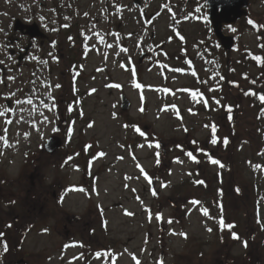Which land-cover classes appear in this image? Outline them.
<instances>
[{
  "label": "rangeland",
  "instance_id": "rangeland-1",
  "mask_svg": "<svg viewBox=\"0 0 264 264\" xmlns=\"http://www.w3.org/2000/svg\"><path fill=\"white\" fill-rule=\"evenodd\" d=\"M134 2L0 0V228L11 223L12 236L22 240L10 258L0 242V264H64L61 257L77 255L72 264H82V220L72 223L77 236L65 254L56 198L59 176L66 186L82 171L70 166L76 154L98 171L99 187L91 204L87 194L68 192L59 207L71 220L86 210L94 216L84 232L108 253L95 252L90 264H220L228 255L233 264H264V106L244 79L264 75V63L244 60L248 52L264 55L257 17L264 0H250L248 17L223 26L235 39L231 51L220 46L205 0ZM57 5L64 10L56 19ZM255 17L259 31L248 23ZM16 19L38 23L45 45L14 34ZM71 25L80 33L70 34ZM193 92L202 96L193 99ZM122 95L129 111L120 107ZM225 105L237 109L233 129ZM53 135L63 146L49 156L43 147ZM18 178L45 192L23 195L5 184ZM239 181L243 196L232 189ZM220 218L240 226V239L221 229Z\"/></svg>",
  "mask_w": 264,
  "mask_h": 264
},
{
  "label": "flooded vegetation",
  "instance_id": "flooded-vegetation-1",
  "mask_svg": "<svg viewBox=\"0 0 264 264\" xmlns=\"http://www.w3.org/2000/svg\"><path fill=\"white\" fill-rule=\"evenodd\" d=\"M48 2V0H45ZM44 8L47 6H43ZM14 33H18V35L22 36V37H26L27 39H30L29 37L22 35L19 32H14ZM31 40V39H30ZM28 48V47H27ZM74 155V154H73ZM72 155V156H73ZM75 156V157H74ZM72 157V159L69 160L70 166L77 168V167H81L82 171L79 174L78 178L76 180H71L70 177L66 178V186H65V180L64 177L61 175V177L59 176L58 179V186L56 188H58V195H57V200H58V214H59V219L61 220V222L63 223V229H64V238H62L63 242H61V246L60 249H63L65 251V254H67V251L69 250V248H71V246L73 245L72 239L73 237L77 236L76 231L73 229L72 227V223H74V221L78 220L81 221L82 220V224L79 225V229L81 231H83L80 234V238L79 239V247L81 250V256L84 258V260L82 261V264H90L89 260L95 252L101 251L102 253L107 254L108 253V248L104 247V248H100L96 250V245H95V241L92 237V233L86 234V231L88 226L91 225L92 223H94L95 220H93V215L92 213L90 215H88V211L86 210L85 213H83V215H73L72 220L70 218H68V216L63 212V208L59 207V202L60 205L63 204L64 201V197H66V195L68 194V192H72V193H85L87 194L89 197V204H91L93 201V195L96 194V190L99 187V179L101 178L99 175L96 176V170L90 172L88 171L89 167L87 166V160L85 159L86 155L82 154L81 157L77 154L74 155ZM79 158L80 157V161L78 163H75L74 159L75 158ZM62 162V161H61ZM62 164V163H61ZM66 188V190H65ZM26 189V190H25ZM40 190V193L43 194L45 192L43 187H39L38 188ZM79 189H83V191H80ZM25 191H30V187L26 186L24 188ZM89 211H92V208L88 207ZM61 237H63V235L61 234ZM227 256V255H226ZM229 256V255H228ZM227 258H224L220 261V264H233L234 262L231 260V256H229ZM68 258V257H67ZM63 258L61 257L60 261H63L64 264H72L74 263L77 258L78 255L75 257H71V258ZM242 264H246L245 262L241 261Z\"/></svg>",
  "mask_w": 264,
  "mask_h": 264
},
{
  "label": "water",
  "instance_id": "water-1",
  "mask_svg": "<svg viewBox=\"0 0 264 264\" xmlns=\"http://www.w3.org/2000/svg\"><path fill=\"white\" fill-rule=\"evenodd\" d=\"M209 6V13L211 24L214 29L215 36L220 40L221 46L225 50L230 51L235 46V40L232 36H227L222 32L224 25L234 24L238 22L245 14V10L248 9L250 5V0H206ZM134 4L140 5V0H135ZM155 15H152L153 18ZM15 30L21 31L25 35L31 36V38L36 39L43 37V31L37 23L24 25L21 21H17L15 24ZM146 54L140 57V62H144ZM10 105V102H8ZM131 102L127 99L125 95L121 96V109L123 111H129ZM59 130V126L57 128ZM62 145V139L58 136H51V138L45 144V151L49 154H53L58 151Z\"/></svg>",
  "mask_w": 264,
  "mask_h": 264
},
{
  "label": "trees",
  "instance_id": "trees-1",
  "mask_svg": "<svg viewBox=\"0 0 264 264\" xmlns=\"http://www.w3.org/2000/svg\"><path fill=\"white\" fill-rule=\"evenodd\" d=\"M248 11H246V16L245 17H248ZM260 16V17H259ZM257 17H259L261 20H263V23H264V14L262 15H258ZM259 18H250L255 24L257 25H261V23H258L257 20H259ZM262 27H260L259 29L257 28H254L255 30H261ZM74 30H71V32H73ZM255 56H258L252 52H248L245 59L244 60H247V61H253L256 65H258L259 67H261V65L263 64L262 62H258L257 60L254 59ZM261 61H264V55L262 54L261 56ZM245 76V75H244ZM245 81H246V84L248 86L249 89H247V93H254L256 96V98H258L257 100L259 101V103L261 105L264 106V102H261V100L259 99L260 96H264V75L262 76H251V77H245L244 78ZM235 86V87H233ZM228 87H232V89H236V90H239V83L238 82H235L234 84L230 83V80H229V83H228ZM252 87V88H250ZM231 90V89H230ZM241 91V90H240ZM243 91V90H242ZM241 91V92H242ZM258 92V93H257ZM231 108V112L228 111V109ZM225 118H227V121H226V124L228 125V127L230 129H233V125H234V122H235V115H236V107H231L229 105H225ZM233 132V131H232ZM233 135V133H232ZM233 139V138H232ZM231 142V141H230ZM234 143L233 140L231 142V144ZM198 147V146H197ZM234 152V151H233ZM31 194L36 196L38 195V192L35 191L33 188H31ZM232 189H238L237 193H235V195H239V196H243L244 194V190L243 189H240V181L239 182H236V185H234L232 187ZM23 195H25L26 193L23 191L22 193ZM30 196L31 198H33V196ZM26 197V196H25ZM38 197V196H37ZM37 197H34V198H37ZM33 198V199H34ZM17 201V200H16ZM51 201L54 202V199L51 198ZM240 226H235L233 228H231V231L229 232V234L232 236V233H235L236 235L240 236L241 232H240ZM11 229H12V226L11 224H4L1 228H0V242H1V245H2V248H3V252L7 257H14L16 254H19L20 253V250H21V241L19 240V238H15L12 236V232H11ZM248 236L250 235L251 236V239L252 237L256 236V234L253 232H251L250 230H248ZM6 243L7 244V251L4 250V247H3V244Z\"/></svg>",
  "mask_w": 264,
  "mask_h": 264
},
{
  "label": "snow or ice",
  "instance_id": "snow-or-ice-1",
  "mask_svg": "<svg viewBox=\"0 0 264 264\" xmlns=\"http://www.w3.org/2000/svg\"><path fill=\"white\" fill-rule=\"evenodd\" d=\"M197 11H199V9H197ZM248 23L251 24V25L253 26V28H257V29H259L260 27H262V26H260V25L255 24L252 20H249ZM65 26H67V25H65ZM232 30L235 31V29H232ZM260 47H261V48H264V45H260ZM254 59L257 60L258 62H262V63H264V61H261V57H260V56H255ZM0 63H3V61H0ZM42 63H46V61H43ZM193 74H194V73H193ZM222 78H223V77H221V79H222ZM0 82H2V81H0ZM56 87L58 88V87H60V85H56ZM110 87H119V85H110ZM136 87L139 88V87H141V85L137 84ZM165 91H167V89H166ZM198 96H202V94L199 93V92H193V93H192V97H193V99H196V97H198ZM259 99L261 100V102H264V96H260ZM28 103L31 104V100H29ZM216 103L219 104V100H217ZM204 104H205V106H207V101H204ZM141 110H142V109H141ZM228 111L231 112V108H229ZM2 115H4V112H3V111H0V116H2ZM7 123L10 124V123H12V121L9 120V121H7ZM205 127H208V126L206 125ZM137 131H139V129H137ZM216 132H217V127H216L215 125H213V126L211 127V133H212V135H211V143H213V144H216V143H217V138H216V135H215ZM141 135H143V133H141ZM223 142H224L225 144H227V140H224ZM4 143H5L6 146H8V145H7V140H6V139L4 140ZM156 147H159V145L157 144ZM100 155L103 156V155H105V153L101 152ZM157 155H159V154L157 153ZM188 156H189V157H192L193 159H195V157H193V155H192L191 152L188 153ZM212 163H213V164H219V161H217V160H212ZM222 166H223V165H221V167H222ZM257 167H259V165H257ZM141 172H143V169H141ZM146 178H147V177H146ZM149 182H151V181L149 180ZM199 183L203 184L204 181H199ZM79 190H80V191H83V189H79ZM153 195H155V191L153 192ZM191 203H192V204H199L200 201H198V200H193V201H191ZM221 211H222V209H221ZM128 214L131 215V213H128ZM204 215H205L206 217L209 216V213H208V210H207V209L204 210ZM156 218H157V219H161L160 215H157ZM209 218H211V217H209ZM149 219H151V215H149ZM168 222L171 223V221H168ZM219 224H220L221 229H228L229 231H231V228L234 227V225H231V224H225V221H224L223 218H220V220H219ZM207 231L211 232V231H212V228H208ZM232 238H233V239H240L239 236L236 235L235 233H232ZM244 243H245V246H247V245H246V242H244ZM3 247H4V250L7 251V244H6V243L3 244ZM137 264H139V262H137Z\"/></svg>",
  "mask_w": 264,
  "mask_h": 264
}]
</instances>
